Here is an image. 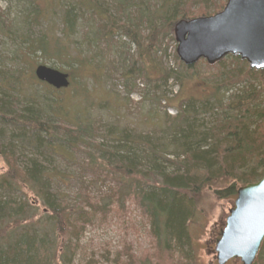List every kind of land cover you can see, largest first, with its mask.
Here are the masks:
<instances>
[{"label": "trees", "instance_id": "16d2710c", "mask_svg": "<svg viewBox=\"0 0 264 264\" xmlns=\"http://www.w3.org/2000/svg\"><path fill=\"white\" fill-rule=\"evenodd\" d=\"M226 1H56L63 31L73 32L81 11L87 28L97 27L86 29L82 41L61 34L56 42V48L80 56L78 68L100 64V47L112 53L116 37L135 47L141 61L136 71L125 66L129 47L119 41L116 52L124 59L120 70L136 80L140 65L152 69L155 77L143 80L159 102L170 101L169 83L179 88L183 79L196 76L210 86L201 99L181 100L175 117L166 114L152 132L110 127L97 148L84 143L97 133L88 110L81 112L85 117L75 114L69 124L71 111L65 110L58 92L36 81L32 71L25 77L29 61L25 57L43 54L47 46L51 15L42 20L43 11L19 14L15 27L0 28L7 30L6 39L25 46L16 55L21 57L16 66L0 64V159L5 165L0 173V264H196L188 229L202 191L212 188L216 199L234 198L239 188L264 175V71H250L238 57H226L213 67L205 65L207 78L196 72L198 63L190 67L178 63L182 70L178 75L161 64L158 53L166 55L161 46L164 39L170 40L167 34L175 22L215 15ZM16 3L21 11L36 5L34 0ZM22 34L25 38L20 39ZM213 68L219 70L211 73ZM79 146L92 150L86 154V165L72 160V155L79 158ZM53 157L71 173L57 168ZM69 188L75 189L72 202ZM91 191L100 199L95 205ZM129 198L147 221L157 259L135 262L122 247L112 258L77 262L83 228L92 225L93 214L110 209L112 203L123 208ZM255 264H264V242Z\"/></svg>", "mask_w": 264, "mask_h": 264}, {"label": "rangeland", "instance_id": "374dc122", "mask_svg": "<svg viewBox=\"0 0 264 264\" xmlns=\"http://www.w3.org/2000/svg\"><path fill=\"white\" fill-rule=\"evenodd\" d=\"M56 1L58 0H34L35 7H25V10L22 9L21 11L16 0H0V28L3 25L15 27L19 14L26 15L29 12L43 11L41 15L42 20H45L48 14L51 15L46 29L49 31L47 46L43 54L38 53L35 56L31 54V56L25 57L26 60H29L27 75L25 77L29 76L31 71L34 75V69L39 65L52 66L54 67L53 69L56 67L57 70L69 76V87L57 91L56 96L61 98L65 110L71 111L69 124H72V118L75 114L80 113V116L85 117L84 112H81L88 110L89 123L95 124L97 133H94L93 139L84 140L86 141L84 143L97 148L101 144V140L98 139L107 135L110 127L114 126L116 129L129 127L136 133H150L153 131L152 128L154 126L162 125V120H164L166 114L170 117H175L178 103L181 100L189 98L201 99L210 92V86L206 85L205 87V84L201 83L196 76H192L190 79H183L182 86L179 88L169 83L167 99L170 101L167 103L163 101L159 102L156 100V96L152 95V86L146 84L143 80V76L150 77L153 75L152 77H155L152 69L139 64L141 68L137 72V78L134 77L136 80L127 79V76L120 70V64L123 63L124 59H119V55L116 52L121 43L119 41L125 42V47H129V54L125 55L127 59L125 66L132 67L136 71L137 63L141 61L136 54L135 47L126 44L127 42L124 39L116 37L114 38L115 43L113 45L115 50L112 53L110 48L100 47L102 49L100 50V64H93L88 68L87 66L78 68L76 62L80 56L78 57L70 51L69 53H65L63 50L56 48L58 46L56 42L63 38L61 34L69 35L74 41H82V37L86 34V29L94 31L97 27L90 25L87 28V17H82L81 11L77 12L79 22L73 27V32L71 31L72 33L69 34V32L63 31L60 24L62 12H58ZM213 10L214 8L209 10L208 13H212ZM172 29L173 27H171L170 33L167 34L170 40L164 39L161 46V48L163 47L166 50V55L163 56L162 53H158V57L162 59L161 64L165 68L171 69L177 72L178 75H181L182 70L179 67L182 64L173 58L176 43ZM6 31L4 29V32H0V64L13 68L21 58H16V55L23 53L25 46L20 41L15 43L6 39L10 38ZM38 35V31H36L34 36ZM27 37L31 38V32L27 34ZM19 38L23 39L25 36L22 34ZM144 46L145 48L149 46L148 41L144 43ZM28 54L30 53L28 52ZM205 65L204 61H199L196 66L197 68H195L196 72L203 78L209 77L207 76L209 69ZM218 70L217 68H213L210 72L213 73V71L217 72ZM180 78L182 79V77ZM62 128L73 132L69 126L62 125ZM89 147L79 146L77 150V154L80 155L78 156L79 158H76L77 155H72V160L75 164H87L86 154L92 151L88 149ZM54 158L52 159V163L57 168L69 171L68 165L65 166L57 158ZM4 167V162L0 159V173L3 172ZM82 174L85 173L83 172ZM69 177L70 174L68 175ZM82 177L85 181L88 180V177H85V175ZM74 178L72 174L71 179L73 180ZM74 193V188L68 189L67 195L71 197V200L68 199L70 202L73 200L72 196L75 195ZM89 196H91L93 205L100 200L92 191L89 192ZM234 200L235 197L221 200L216 199L214 189L212 188H205L200 194L195 216L188 229L196 264H217L214 247L225 225L226 217L233 208ZM108 202H111V200ZM86 210L89 211L87 208ZM93 217L92 225L83 228L80 238L79 256L76 258L77 262L90 259L101 261V258L108 255L112 258L122 247L127 248L130 258L132 259L133 257L135 262L150 259L153 256H155L154 261L157 259L158 255L151 248L152 240L149 236L147 221L134 204L133 199H127L123 208L120 204L112 203L110 209L102 213L96 212L93 214ZM135 262L132 260V263ZM228 264H240V262L232 260Z\"/></svg>", "mask_w": 264, "mask_h": 264}, {"label": "water", "instance_id": "95a60500", "mask_svg": "<svg viewBox=\"0 0 264 264\" xmlns=\"http://www.w3.org/2000/svg\"><path fill=\"white\" fill-rule=\"evenodd\" d=\"M172 30L176 57L186 67L201 60L214 66L233 56L246 62L250 71H264V0H227L219 13L180 20ZM34 77L57 91L70 85L66 73L43 65L35 68ZM263 242L264 175L237 190L214 247L216 262L255 264Z\"/></svg>", "mask_w": 264, "mask_h": 264}, {"label": "bare ground", "instance_id": "6f19581e", "mask_svg": "<svg viewBox=\"0 0 264 264\" xmlns=\"http://www.w3.org/2000/svg\"><path fill=\"white\" fill-rule=\"evenodd\" d=\"M178 22V21H177ZM176 23V22H175ZM175 23L172 25V27H174Z\"/></svg>", "mask_w": 264, "mask_h": 264}]
</instances>
